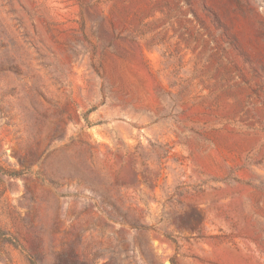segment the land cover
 Returning <instances> with one entry per match:
<instances>
[{
    "label": "rangeland",
    "instance_id": "rangeland-1",
    "mask_svg": "<svg viewBox=\"0 0 264 264\" xmlns=\"http://www.w3.org/2000/svg\"><path fill=\"white\" fill-rule=\"evenodd\" d=\"M0 264H264V0H0Z\"/></svg>",
    "mask_w": 264,
    "mask_h": 264
},
{
    "label": "crops",
    "instance_id": "crops-1",
    "mask_svg": "<svg viewBox=\"0 0 264 264\" xmlns=\"http://www.w3.org/2000/svg\"><path fill=\"white\" fill-rule=\"evenodd\" d=\"M54 149L51 150V156H53ZM71 168V167H70ZM80 173V171L77 170L76 166H72V169H70L69 177H68V183L72 187H77L81 185L80 183L84 182L83 177L78 176L77 174ZM86 183L88 186H90L93 189H99V179L98 177L95 179L94 175H87L86 176ZM99 192V190H98Z\"/></svg>",
    "mask_w": 264,
    "mask_h": 264
}]
</instances>
